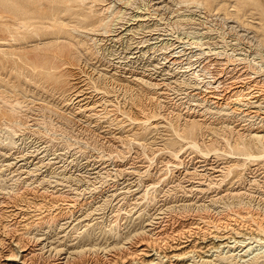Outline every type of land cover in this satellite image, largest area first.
Here are the masks:
<instances>
[{"label":"rangeland","instance_id":"obj_1","mask_svg":"<svg viewBox=\"0 0 264 264\" xmlns=\"http://www.w3.org/2000/svg\"><path fill=\"white\" fill-rule=\"evenodd\" d=\"M0 97V264L16 236L25 264H168L178 243L229 264L261 236L264 0H0Z\"/></svg>","mask_w":264,"mask_h":264},{"label":"bare ground","instance_id":"obj_2","mask_svg":"<svg viewBox=\"0 0 264 264\" xmlns=\"http://www.w3.org/2000/svg\"><path fill=\"white\" fill-rule=\"evenodd\" d=\"M9 1V0H8ZM127 1V0H126ZM164 2V1H163ZM112 4V3H111ZM166 5H168V4H166ZM110 6V5H109ZM104 7V6H103ZM163 7V6H162ZM114 8V7H113ZM161 8V7H160ZM111 9V8H110ZM122 9V8H121ZM120 9V10H121ZM112 10V9H111ZM122 11V10H121ZM120 11V12H121ZM124 12V11H123ZM162 13V12H161ZM119 15V14H118ZM121 15V14H120ZM149 15V14H148ZM151 15V14H150ZM50 16L51 15H46L45 17L46 18H50ZM140 17V16H139ZM110 18V17H109ZM118 18V17H117ZM120 18V17H119ZM51 19H53V18H51ZM234 19V18H233ZM108 20V19H107ZM104 21H105V19H104ZM103 21V22H104ZM147 21V20H146ZM149 21V20H148ZM236 21V20H235ZM114 22V21H113ZM106 23V22H105ZM115 23H116V21H115ZM120 24V23H119ZM149 24V23H148ZM115 25V24H114ZM147 25V24H146ZM23 26V25H22ZM145 26V25H144ZM93 27V26H92ZM103 27H105L104 25H103ZM109 27V29L111 28L110 26H108ZM134 27V26H133ZM140 27V26H139ZM245 27V26H244ZM133 29V28H132ZM97 30V29H96ZM103 30H104V28H103ZM102 30V31H103ZM121 30V29H120ZM129 30V29H128ZM150 30V29H149ZM153 30V29H152ZM88 30H86V32H87ZM101 31V32H102ZM105 31V30H104ZM103 31V32H104ZM245 31H246V29H245ZM85 32V33H86ZM100 32V31H99ZM136 32V31H135ZM77 33V32H76ZM98 33V32H97ZM81 34H82V32H81ZM91 34V33H90ZM107 34V33H106ZM86 37V36H85ZM94 37V36H93ZM98 37V36H97ZM120 37V36H119ZM58 38V37H57ZM104 39V38H103ZM92 40V39H91ZM96 40V39H95ZM120 40V39H119ZM94 41V40H93ZM90 42V41H89ZM93 43H95V42H93ZM94 46V45H93ZM174 47V46H173ZM96 50H97V48H96ZM179 53V52H178ZM167 58V57H166ZM23 61V60H22ZM27 63V62H26ZM105 63V62H104ZM28 64H29V62H28ZM31 64H32V62H31ZM30 64V65H31ZM33 64H35L34 62H33ZM109 64V63H108ZM32 67V69H33V66H31ZM38 68V67H37ZM106 69V68H105ZM34 70V69H33ZM72 70V69H71ZM136 70V69H135ZM96 71V70H95ZM175 71V70H174ZM197 71V70H196ZM196 71H194V72H196ZM198 71H200V70H198ZM100 72V71H99ZM101 73V72H100ZM161 73V72H160ZM197 73H199V72H197ZM77 74V73H76ZM87 74V73H86ZM105 74V73H104ZM192 74V73H191ZM195 74V73H194ZM197 75V74H196ZM86 76V75H85ZM97 76V75H96ZM137 76V75H136ZM142 76V75H141ZM198 76H200V75H198ZM95 77V76H94ZM103 77H104V75H103ZM108 77V76H107ZM135 77V76H134ZM152 77V76H151ZM193 77V76H192ZM3 78V77H2ZM75 78V77H74ZM77 78V77H76ZM91 78V77H90ZM163 78V77H162ZM201 78V77H200ZM5 79V78H4ZM83 79V78H82ZM86 79V78H85ZM92 79H93V77H92ZM107 79V78H106ZM112 79V78H111ZM123 79V78H122ZM133 79H135V80H138V79H140L139 77H135V78H133ZM142 79V78H141ZM204 79V78H203ZM132 80V79H131ZM143 80V79H142ZM152 80V79H151ZM79 81V80H78ZM84 81V80H83ZM140 81V80H139ZM138 81V82H139ZM202 81V80H201ZM88 82V81H87ZM91 82V81H90ZM89 82V83H90ZM102 82V81H101ZM113 82V81H112ZM209 82V81H208ZM207 82V83H208ZM126 83V82H125ZM129 83V82H128ZM131 83V82H130ZM83 84V83H82ZM86 84V83H85ZM110 84V83H109ZM127 84V83H126ZM134 84V83H133ZM142 84V83H141ZM156 84V83H155ZM247 84V83H246ZM100 85V84H99ZM108 85V84H107ZM111 85V84H110ZM125 85V84H124ZM140 85V84H139ZM144 84H142V86H143ZM207 85V84H206ZM210 85V84H209ZM84 86V85H83ZM115 86V85H114ZM219 86V85H218ZM103 87V86H102ZM126 87V86H125ZM129 87V86H128ZM160 87V86H159ZM213 87V86H212ZM86 88H88V87H86ZM100 88V87H99ZM96 89V88H95ZM102 89V88H101ZM100 89V90H101ZM107 89V88H106ZM117 89V88H116ZM134 89V88H133ZM132 89V90H133ZM135 89H136V87H135ZM211 89V88H210ZM210 89H208L209 91H211ZM46 90V89H45ZM108 90V89H107ZM119 90V89H118ZM129 90H130V87H129ZM14 91V90H13ZM85 91H87V90H85ZM94 91V90H93ZM99 91V90H98ZM116 91V90H115ZM259 91V90H258ZM241 92V91H240ZM92 93V92H91ZM94 93V92H93ZM235 93H236V91H235ZM239 93V92H238ZM243 93V92H242ZM232 94H234V93H232ZM247 94V93H246ZM246 94H245V96H246ZM250 94V93H249ZM258 94V93H257ZM78 95V94H77ZM237 95V94H236ZM243 95V94H242ZM76 96V95H75ZM86 96V95H85ZM90 96V95H89ZM212 96H213V94H212ZM237 97V96H236ZM262 97V96H261ZM1 98V97H0ZM10 98V97H9ZM18 99V98H17ZM79 99V98H78ZM249 99V98H248ZM2 100V99H1ZM104 100V99H103ZM206 100V99H205ZM68 101V100H67ZM111 101V100H110ZM254 101V100H253ZM16 102V101H15ZM18 102H20V100L18 101ZM109 102V101H108ZM262 102V101H261ZM43 103V102H42ZM45 103V102H44ZM70 103V102H69ZM95 103V102H94ZM260 103V102H259ZM18 104H21V103H18ZM26 104V103H25ZM98 104V103H97ZM216 104V103H215ZM222 104V103H221ZM226 104V103H225ZM22 105V104H21ZM20 105V106H21ZM31 105H33V104H31ZM247 105V104H246ZM14 106V105H13ZM35 106V105H34ZM45 106V105H44ZM49 106V105H48ZM94 106V105H93ZM103 106V105H102ZM41 107V106H40ZM106 107V106H105ZM227 107H228V104H227ZM3 108V107H2ZM45 108V107H44ZM85 108V107H84ZM229 108H230V106H229ZM28 109V108H27ZM33 109L34 108H32V111H33ZM39 109V108H38ZM50 109H51V107H50ZM78 109V108H77ZM6 110V109H5ZM29 110V109H28ZM41 110V109H40ZM43 110V109H42ZM46 110V109H45ZM47 110H48V108H47ZM242 110V109H241ZM254 110V109H253ZM30 111V110H29ZM79 111V110H78ZM92 111V110H91ZM97 111V110H96ZM55 112V111H54ZM3 113V112H2ZM27 113V112H26ZM32 113V112H31ZM57 113V112H56ZM85 113V112H84ZM4 114H8V113H3L2 114V116L4 115ZM12 114V113H11ZM69 114V113H68ZM67 114V115H68ZM87 114V113H86ZM239 114V113H238ZM248 114V113H247ZM259 114V113H258ZM8 116V115H7ZM11 116V115H10ZM27 116V115H26ZM71 116V115H70ZM69 116V117H70ZM194 116V115H193ZM36 117V116H35ZM32 118V117H31ZM72 118V117H71ZM28 119V118H27ZM61 119V118H60ZM19 120V119H18ZM34 120H35V118H34ZM66 120V119H65ZM20 121V120H19ZM119 121V120H118ZM262 121V120H261ZM4 122V121H3ZM2 122V123H3ZM11 122V121H10ZM36 122V121H35ZM16 125H18V124H16ZM252 126V125H251ZM259 128V127H258ZM248 130V129H247ZM249 131V130H248ZM255 134V133H254ZM261 137H262V135H259V134H255V135H253V139L251 140V141H254L253 143H256L257 141L259 142V141H261L260 139H261ZM263 138V137H262ZM192 142V144L193 145H196V141L194 142V141H191ZM190 142V143H191ZM186 144V143H185ZM183 148V147H182ZM174 152V151H173ZM249 155V157H255L256 155L255 154H253V153H248ZM260 155V154H259ZM178 157V156H177ZM259 157V156H258ZM224 167V166H223ZM212 169H214L213 167H212ZM220 171V170H219ZM217 175V174H216ZM242 192V191H241ZM235 193V192H234ZM35 198V197H34ZM35 200V199H34ZM186 200V199H185ZM35 202V201H34ZM193 202V201H192ZM33 203V202H32ZM182 203V202H181ZM36 204V203H35ZM184 205V204H183ZM35 206V205H34ZM181 206V205H180ZM24 207V206H23ZM2 208V207H1ZM26 208V207H25ZM29 208V207H28ZM39 208V207H38ZM13 209V208H12ZM16 209V208H15ZM41 209V208H40ZM6 210V209H5ZM16 211V210H15ZM22 211V210H21ZM37 211V210H36ZM6 212V211H5ZM49 212V211H48ZM51 212V211H50ZM4 213V212H3ZM18 213V212H17ZM35 213H37V212H35ZM240 213V212H239ZM11 214V213H10ZM19 214V213H18ZM8 215V214H7ZM16 216V215H15ZM22 217H23V215H21ZM13 217H14V215H13ZM43 217V216H42ZM51 217V216H50ZM49 217V218H50ZM38 218V217H37ZM47 218V217H46ZM26 219H27V217H26ZM25 218H24V220H26ZM29 220H31V218L29 219ZM56 220V219H55ZM214 221V220H213ZM264 221V220H263ZM4 222V221H3ZM8 222V221H7ZM33 223L34 222V220H31V221H29V222H27V224H29V223ZM38 222V221H37ZM10 223V222H9ZM14 224V223H13ZM17 224V223H16ZM35 224V223H34ZM38 224V223H37ZM36 224V225H37ZM45 224V223H44ZM10 225V224H9ZM25 225H26V223H25ZM30 225V224H29ZM86 225V224H85ZM5 226V225H4ZM55 226V225H54ZM215 227H216V225H214ZM233 226V225H232ZM263 226V225H262ZM222 227V226H221ZM257 227V226H256ZM256 227H254V228H256ZM258 227H260L259 225H258ZM5 228V227H4ZM20 228H22V227H20ZM24 228V227H23ZM28 228V227H27ZM40 228V227H39ZM206 229V228H205ZM227 229V228H226ZM259 229V228H258ZM25 230V229H24ZM238 230V229H237ZM248 230V229H247ZM260 231H261V236L260 237H258V235L259 234H256V235H251V236H248V237H245V238H243V239H238V240H236V239H234V241H236V243L233 245H231L230 246V244L228 245V246H230V248L228 249V250H225L226 251V254H223L224 256H222V255H218L219 257H224V258H227L228 260H229V258H230V263L229 264H246V262H248L250 259H252V258H255V257H257V255H258V257H259V254L260 253H263L262 252V248L264 247V244H262V243H264V227H262V228H260L259 229ZM213 231V230H212ZM255 231H256V229H255ZM255 231H254V233H255ZM260 231H258V232H260ZM141 232V231H140ZM139 232V233H140ZM186 232V231H185ZM229 232V231H228ZM236 233H238V231H236ZM256 233H257V231H256ZM8 234V233H7ZM28 234V233H27ZM251 234H253V233H251ZM26 235V234H25ZM183 235V234H182ZM228 235V234H227ZM28 237V236H27ZM232 237V236H231ZM24 238V237H23ZM23 238L21 237V236H19V237H17L16 236V240H17V243H13V244H17V246L19 245V247L21 248V255H19L20 256V258L19 257H17L18 256V253H15L13 250H11V253H9L8 255H7V257H6V260H5V262L7 261L8 263H10V264H25L26 263V254L27 253H24V252H26V251H28V248H26V244L23 242ZM40 238V237H39ZM237 238V237H236ZM37 239V238H36ZM231 239V238H230ZM247 239H250V240H248L247 241ZM1 240H3L2 238L0 239V241ZM40 240V239H39ZM44 240V239H43ZM229 240V239H228ZM13 241V240H12ZM30 241V240H29ZM38 241V240H37ZM187 241V240H186ZM254 241H260L261 243L259 244L260 246L258 247V249H252V246L250 245L251 243H254ZM15 242V241H14ZM178 242V241H177ZM3 243V242H2ZM224 243H225V241H224ZM223 243V244H224ZM229 243V242H228ZM238 243V244H237ZM182 243H178L177 245H174L173 246V248L171 249V250H169V251H164V255L163 256H167L168 257V260H170L169 261V263L168 264H185V263H182L181 261H182V259H184L185 257H186V255H187V253L188 252H190L189 250L188 251H186V248H185V246L186 245H181ZM210 244V243H209ZM223 244H214V245H212V247H217V248H219V247H221L220 245H223ZM189 245V244H188ZM211 245V244H210ZM225 245H227V244H225ZM171 246V245H170ZM196 246H197V244H196V241L195 242H193L192 243V245H191V247H193V248H196ZM227 246V247H228ZM232 246L234 247V246H236V247H234V248H232ZM210 247V246H209ZM226 247V246H225ZM51 248H53V247H51ZM147 248H148V246H147ZM216 248V249H217ZM59 249V248H58ZM143 251L145 250V248H141ZM189 249H191V248H189ZM220 249V248H219ZM225 249H227V248H225ZM16 250V249H15ZM18 250V249H17ZM34 250V249H33ZM57 250V249H56ZM61 250H62V248H61ZM82 251H83V249H81ZM203 250V249H202ZM215 250V249H214ZM255 250H258L257 252H255ZM0 251H2V250H0ZM58 251V250H57ZM224 251V250H223ZM224 251V252H225ZM73 251H70V253H72ZM142 251H140L139 253H141ZM144 252H148V251H144ZM79 253H80V250H79ZM143 253V252H142ZM196 253V252H195ZM5 254V253H4ZM144 254V256L145 255H147V254H145V253H143ZM218 254V253H217ZM1 255H2V253H1ZM0 255V256H1ZM56 255V254H55ZM150 255V254H149ZM161 255V254H160ZM262 255V254H261ZM263 255H264V253H263ZM5 256H6V254H5ZM68 256V255H67ZM70 256V255H69ZM143 256V257H144ZM212 256V255H211ZM217 256V255H216ZM3 257V256H2ZM193 257V256H192ZM202 257V256H201ZM19 258V259H18ZM129 258V257H128ZM127 258V259H128ZM172 258H174V261L172 262ZM142 259H144V258H142ZM155 259L156 258H151V259H144L143 261H141V264H162V262H157V261H155ZM203 258H201V260H202ZM234 259V260H233ZM21 260V261H20ZM67 260V259H66ZM158 260H160V259H158ZM166 260V259H165ZM197 260V259H196ZM18 261H20L19 263H18ZM125 261V260H124ZM195 261V260H194ZM203 262H204V264H219V263H216L215 261L213 262L212 261V259H203L202 260ZM251 261V260H250ZM0 262H2V261H0ZM189 263H192V262H189ZM199 263H201V261L199 262ZM249 263V262H248ZM201 264H203V263H201ZM251 264V263H250Z\"/></svg>","mask_w":264,"mask_h":264}]
</instances>
